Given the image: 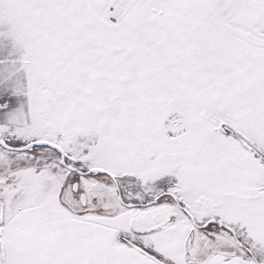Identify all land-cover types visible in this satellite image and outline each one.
Listing matches in <instances>:
<instances>
[{
  "label": "snow or ice",
  "instance_id": "snow-or-ice-1",
  "mask_svg": "<svg viewBox=\"0 0 264 264\" xmlns=\"http://www.w3.org/2000/svg\"><path fill=\"white\" fill-rule=\"evenodd\" d=\"M0 264H264V0H0Z\"/></svg>",
  "mask_w": 264,
  "mask_h": 264
}]
</instances>
